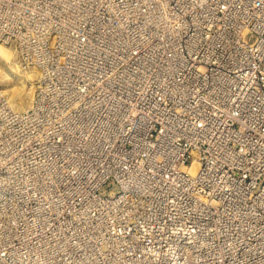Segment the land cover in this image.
<instances>
[{"label": "built area", "instance_id": "2783aa9c", "mask_svg": "<svg viewBox=\"0 0 264 264\" xmlns=\"http://www.w3.org/2000/svg\"><path fill=\"white\" fill-rule=\"evenodd\" d=\"M2 44L41 68L19 116L60 171L12 215L36 257L264 264V0H0Z\"/></svg>", "mask_w": 264, "mask_h": 264}, {"label": "rangeland", "instance_id": "374dc122", "mask_svg": "<svg viewBox=\"0 0 264 264\" xmlns=\"http://www.w3.org/2000/svg\"><path fill=\"white\" fill-rule=\"evenodd\" d=\"M7 46L16 50V59L20 60L21 70L18 72L13 71L7 60L0 59V205L4 207L5 212L8 210V214L4 218H2V215L0 216V226L5 233L4 238L6 237L5 247L7 253L5 257L9 254L5 262L7 264H80L82 253L80 254L79 250L73 246L74 243H72L71 237L66 250L60 246L56 236L53 237L43 259L35 256L26 233L31 224L24 221L23 226H25V229L16 231L17 228L12 215L13 213L16 214L14 209H17L16 201L19 193L22 190L29 189V182L33 176L40 175L45 180H48V176H52L54 180L60 174V171H50L51 175H49L47 169L44 168L48 162L53 160L47 147V142L50 139L38 136L37 132L33 131L28 123L20 121L19 114L27 110L32 101L24 109L20 108L18 110L12 106L10 88L13 83L1 74V69L5 67L10 71L11 76L16 73L20 74L19 79L14 76L18 80L27 79L26 71L32 69V64L23 59L15 45ZM40 77L39 75L34 84L33 95L36 93ZM27 84H29L28 80ZM37 166L44 168L46 171H31L36 169ZM51 188L54 193L62 189L60 186H52ZM53 195L55 196V194ZM71 226L72 224H69L67 227L70 234L73 231ZM19 234L21 235L19 236ZM88 253H91V251ZM83 255H85L84 259H87V253ZM90 256L91 260L93 256ZM105 258V255L100 254L95 260H104Z\"/></svg>", "mask_w": 264, "mask_h": 264}, {"label": "bare ground", "instance_id": "6f19581e", "mask_svg": "<svg viewBox=\"0 0 264 264\" xmlns=\"http://www.w3.org/2000/svg\"><path fill=\"white\" fill-rule=\"evenodd\" d=\"M0 59L7 60L10 64V67L13 71L21 70L20 60L16 59V50L10 46H5V44L0 46ZM32 64V69L26 71L27 79H20V74L16 73L14 76L17 77L16 79L14 76L10 75V71L7 70L5 67H2L1 74L4 77H7L8 80H11L13 86L10 88V98L12 106L18 110L24 109L30 104V102L34 100L33 89L36 79H38L39 75L41 76V68L35 64ZM27 80L28 83L27 84ZM35 94V93H34ZM197 166V163H195ZM195 169H192L194 171Z\"/></svg>", "mask_w": 264, "mask_h": 264}]
</instances>
